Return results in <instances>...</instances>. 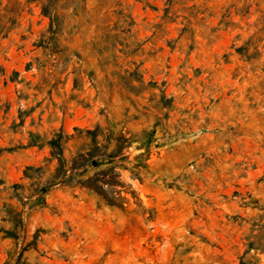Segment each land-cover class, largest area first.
I'll use <instances>...</instances> for the list:
<instances>
[{"label":"rangeland","instance_id":"obj_1","mask_svg":"<svg viewBox=\"0 0 264 264\" xmlns=\"http://www.w3.org/2000/svg\"><path fill=\"white\" fill-rule=\"evenodd\" d=\"M0 264H264V0H0Z\"/></svg>","mask_w":264,"mask_h":264}]
</instances>
